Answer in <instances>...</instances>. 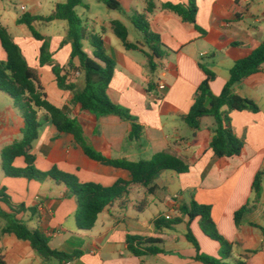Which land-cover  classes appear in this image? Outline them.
<instances>
[{
  "label": "crops",
  "instance_id": "0c3cea01",
  "mask_svg": "<svg viewBox=\"0 0 264 264\" xmlns=\"http://www.w3.org/2000/svg\"><path fill=\"white\" fill-rule=\"evenodd\" d=\"M66 1L25 0L21 7L25 6L24 13L47 16L55 11L58 3ZM118 1L124 10V0ZM129 1V10L134 14L147 13L152 31L161 36L167 50L163 57H151L143 35L142 38L132 37L128 23L133 24L134 14L122 13L106 4L103 13L94 9L92 0H86L88 8H83L90 12L86 23L88 31L102 34L107 54L116 63L108 90L110 98L128 107L144 128L138 140L128 138L132 129L129 121L117 115L97 118L81 109L74 101L73 91L58 86L52 66L40 65L42 43L29 34L26 25L18 23L23 13L14 17L1 13L2 0L0 22L20 45L28 63L38 70L48 99L80 121L88 142L96 150L109 158L131 161L168 152L188 163L189 172L162 171L156 179L158 188L153 194L141 184L132 183L128 194L98 215L91 230L77 228V198L68 196L67 187L53 179L38 181L5 174L0 180V190L5 191L15 205L25 204L27 208L36 209L35 213L21 212L16 217L50 237L52 248L67 253L79 252L70 264H203L195 259L197 251L186 237L188 218L180 211V207L192 198L212 206V217L218 230L233 243V257L229 262L242 259L247 264H264V233L251 225L253 222L264 226V175L263 192L258 201L253 190L256 174L264 170V65L234 87L236 93L254 100L260 107L259 112L236 110L231 113L233 131L244 141L240 155L223 158L215 155L210 147L215 126L212 117L201 118L198 129L190 127L184 119L194 103L198 86L206 78L201 63L216 74L210 87L218 95L235 62L248 56L264 40V0H197L196 20L206 30L205 34L176 12L163 8L166 3L188 5L190 0H154L156 9L153 12H147V0ZM139 2L143 3L141 11L136 5ZM114 20L124 23L128 40L140 43L139 49L124 46L114 32ZM41 22L44 21H35L34 27ZM45 23L53 25L51 32L41 33L50 39L54 63L64 66L71 55L70 43L62 44L67 37L68 23L64 20ZM10 24L16 28L11 30ZM85 49L92 55L88 40ZM0 59H7L1 42ZM71 80L76 84V91L83 89L82 72H76ZM159 82L166 84L163 92L158 90ZM39 117L42 127L32 147L39 169L50 170L57 165L76 174L81 182H97L104 186H112L118 179L132 181L128 170L90 158L72 134L60 132L44 113ZM14 164L25 167L24 157H18ZM1 205L10 211L5 204ZM244 205L250 209L237 225L235 213ZM162 215L181 217L183 221L172 229H156L154 221ZM191 228L201 251L218 256L220 245L202 232L199 218L192 222ZM128 234L160 238L164 252L136 256L128 251ZM0 254L7 264H60L55 258H43L30 241L14 234L0 235Z\"/></svg>",
  "mask_w": 264,
  "mask_h": 264
},
{
  "label": "trees",
  "instance_id": "16d2710c",
  "mask_svg": "<svg viewBox=\"0 0 264 264\" xmlns=\"http://www.w3.org/2000/svg\"><path fill=\"white\" fill-rule=\"evenodd\" d=\"M100 1L111 9L122 10L118 0ZM78 7L88 8L86 0H67L64 3H58L55 11L47 16L23 13L18 19V23L26 25L29 34L42 43L40 65L52 66L58 86L63 90L73 91L74 101L80 105L82 110L95 115L97 118L117 115L129 121L132 129L128 138L138 140L144 130L138 118L131 113L128 107L113 102L108 93L115 74L116 63L107 54L102 34L88 31L87 24L77 11ZM163 8L176 12L184 21L194 24L201 33H206V30L197 24V0H190L188 5L166 3ZM155 9V1L147 0V12H153ZM54 20H64L68 23L67 37L62 44L70 43L71 55L68 63L64 66L54 63L53 54L50 51V39L33 25L35 21L51 22ZM132 22L142 32L145 44L151 51V57H163L164 53L167 52L166 46L162 42L161 36L152 31L147 13H135L132 16ZM112 26L127 49L140 48V43H133L128 40V30L123 22L114 20ZM86 40L89 41L92 55L85 49ZM0 42L7 53L6 60L0 59V91L6 92L13 99L24 116V126L20 131L22 137L2 150L3 170L7 176L11 177H26L38 181L50 178L59 184H64L68 189V196L77 198L78 209L75 221L78 229L91 230L94 228L98 215L112 202L128 194L132 183L141 184L148 193L153 194L158 188L156 179L162 171L171 170L178 174L189 172L188 163L168 152H158L149 159L138 161L125 158L114 159L103 155L88 142L80 121L71 116L67 109L54 105L48 99L38 70L28 63L20 45L1 22ZM263 65L264 40L248 56L235 62L221 93L215 95L211 90L210 83L215 79L216 74L205 64H200L206 78L198 86L194 103L184 119L194 129L200 128L201 118L209 116L214 119V135L210 147L215 155L220 158L232 157L242 153L244 141L233 131L231 113L236 110L259 112L260 107L254 100L236 93L234 87L250 75L258 72ZM150 66L152 68L154 66L151 61ZM79 71L84 74L85 85L82 90L76 91V84L71 80V77ZM39 112H43L45 118L60 132L72 134L76 143L90 158L105 165L128 170L132 175V181L118 179L112 186H104L97 182H81L76 174L64 171L57 165H54L50 170L39 169L35 164L36 156L32 153L33 144L38 139L42 127ZM18 157H24L25 167H17L14 164ZM263 175L264 170L259 171L254 179L253 190L256 201L261 198L263 192ZM1 203L5 204L10 211L5 210ZM249 209L248 205H244L236 211L237 225L242 223ZM27 211L35 213L36 209L27 208L25 204L15 205L10 196L1 190L0 216L7 220V224L0 228V235L14 234L20 239L28 240L43 258H55L60 264H65V262L79 255L78 251L67 253L52 248L50 237L39 228L30 227L23 219L16 217L17 214ZM180 211L188 218L186 237L197 251L196 260L203 264H247L242 259H237L235 263L229 262L233 257V243L218 230L212 217L211 205L201 204L192 198L189 203L180 207ZM197 218H199V226L202 232L219 243L218 256L201 251L199 241L191 228L192 222ZM182 221L183 218L181 217L169 218L162 215L155 219L154 224L156 229H172ZM251 225L258 227L264 233V226L253 222ZM126 242L128 251L139 257L164 252L161 246L162 240L157 237L128 234ZM0 264H7L1 254Z\"/></svg>",
  "mask_w": 264,
  "mask_h": 264
},
{
  "label": "rangeland",
  "instance_id": "374dc122",
  "mask_svg": "<svg viewBox=\"0 0 264 264\" xmlns=\"http://www.w3.org/2000/svg\"><path fill=\"white\" fill-rule=\"evenodd\" d=\"M25 0H2V10L1 13L10 14L13 17L17 14L24 13L21 10V5ZM94 4L95 10H102L105 13V7H107L103 2H99L98 0H92ZM129 0L123 1L124 10L122 13L126 11L130 15H133V10H129L130 6ZM139 7V11L143 6L142 2L136 3ZM77 11L79 15L83 18L85 23L88 22V16L90 17V12L85 10L83 7H78ZM118 13V12H116ZM52 24H47L45 22H41L37 24L36 28L40 32H51ZM129 31L132 37L139 36L142 38V32H140L133 24L128 23ZM9 28L14 30L16 27L13 24H10ZM51 92V91H50ZM43 112H39L41 114ZM24 126V116L22 111L18 106L15 105L13 99L6 93L0 91V180L5 175V172L2 167V150L3 148L11 145L15 140H18L22 137L21 128ZM167 172L172 173L173 171L168 170ZM1 191V190H0ZM159 195H162V191H159ZM152 213V211H150ZM7 224V220L0 216V228ZM54 244V243H53ZM57 244V243H56Z\"/></svg>",
  "mask_w": 264,
  "mask_h": 264
},
{
  "label": "built area",
  "instance_id": "2783aa9c",
  "mask_svg": "<svg viewBox=\"0 0 264 264\" xmlns=\"http://www.w3.org/2000/svg\"><path fill=\"white\" fill-rule=\"evenodd\" d=\"M21 10H22L23 12H25V10H26L25 6H22V7H21ZM165 89H166V84L163 83V82H159V84H158V90H159L160 92H163ZM65 264H70V260L67 261V262H65Z\"/></svg>",
  "mask_w": 264,
  "mask_h": 264
}]
</instances>
